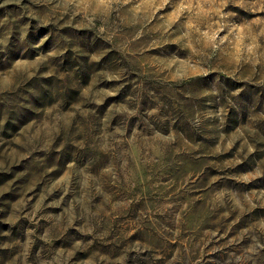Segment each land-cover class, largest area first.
Returning <instances> with one entry per match:
<instances>
[{
	"label": "rangeland",
	"instance_id": "374dc122",
	"mask_svg": "<svg viewBox=\"0 0 264 264\" xmlns=\"http://www.w3.org/2000/svg\"><path fill=\"white\" fill-rule=\"evenodd\" d=\"M57 2L0 0V41H6L0 43V73L62 46L55 25L43 22ZM182 2L96 4L95 11L87 9L92 25L83 22L84 13L65 23V14L59 32L72 38L78 53L69 48L67 58L53 56L40 67L27 82L37 95L0 93V264H223L232 253L241 257L234 264H253L246 256L256 257L247 250L264 244V24L258 22L264 11L227 0L224 11L235 12L231 19L251 35L241 33L232 70L218 74L225 91L209 79L217 73L195 66L174 82L162 79L164 65L173 75L188 71L173 60L191 63L190 49L175 39L191 14ZM57 72L71 74L73 83L66 104L54 110L63 121L71 123V109L85 89L103 97L102 104L85 105L102 122L103 147L81 150V160L92 166L79 177L68 170L75 145L59 148L64 155L57 159L63 135L39 111L55 103ZM214 87L221 88L219 97L209 95ZM129 101L141 115L159 108L160 119L145 125L139 116L115 111ZM185 111L200 114L196 129ZM88 130L98 135L94 121ZM113 133L124 138L115 148L124 153L115 169L106 167ZM29 138L50 142L49 150L29 154ZM113 175L119 183L111 182Z\"/></svg>",
	"mask_w": 264,
	"mask_h": 264
},
{
	"label": "clouds",
	"instance_id": "9594fccd",
	"mask_svg": "<svg viewBox=\"0 0 264 264\" xmlns=\"http://www.w3.org/2000/svg\"><path fill=\"white\" fill-rule=\"evenodd\" d=\"M16 3H20V0H15ZM34 3H39L40 0H33ZM51 3V0H49ZM116 4L118 0H58L57 3L52 5V11L50 18L44 20L43 22H51L56 27V32L54 35L58 38L57 42H63L62 46L55 52H50L47 55L41 54L36 57L34 60H17L13 65V68L0 73V93L7 92L9 95H12L16 98L23 97L28 99L30 96L37 95L36 89L33 85H28V81L35 75L40 72V67L46 64L52 63L53 56L63 57V53L69 48H72L75 53H78L79 49L75 46L72 38L64 36L59 32L61 27H64V24L60 23V20L65 14L69 15V23L76 15L84 13L83 22L92 25L93 17L87 14V9L89 7L93 8L95 11L96 4ZM233 3H239L242 8H255L258 10L264 11V0H233ZM227 6V0L223 2H215V0H183L180 7L181 9H188L191 13L187 17V22L182 23L179 28L176 30V41L181 43V48L190 49V54L188 61H176L173 60L172 64L179 63L181 66L185 67L188 71L186 73L176 72L175 75L172 74L171 65H164L160 71L164 73L162 79L166 81H175L177 75H186L190 74V70L193 66L196 67V70L200 72H214L217 73L216 76L210 77L209 79L213 84L220 83L221 87L227 91V87L223 85L220 81L219 73L228 72L232 70V55L233 50L236 48L238 43L243 42V37L241 33L247 32L251 35V30L248 27H241L238 25L232 17L236 16L235 12L224 11V8ZM71 9V11H70ZM26 14V13H25ZM51 17H54L52 19ZM261 24H264V19L258 21ZM103 31V28L100 29ZM168 29L165 27L164 32H167ZM224 33V35H221ZM261 33H264V29H261ZM53 34V33H50ZM0 43L6 44V41H0ZM31 47L38 48L39 45H31ZM3 49H0L2 51ZM250 51V49H248ZM264 53V48L261 49ZM67 58V57H63ZM28 69L23 75L19 74V70ZM169 69V71H166ZM57 76L58 87L57 90L52 93L55 103L51 107H46L44 109H39V111L45 112L46 115L51 116L54 123L52 124V130L57 135H63L61 144L58 146V156H63V153L59 152V148L63 147L65 144H74L75 150L71 153V162L68 164L69 173L73 176L79 177L84 171L89 169L92 164L91 162L85 163L81 160V150L87 151L89 148H100L101 145L98 144L99 136L104 134V128L102 122L96 118L94 111L86 107L88 104H102L103 97L98 93L92 91L91 89H85L81 97L78 98L77 102L71 109L72 121L69 124L68 121H63L62 117L58 118L54 115V110L58 107L66 104L65 92L67 89L73 87L71 81V74L69 73H54ZM109 79H118L119 76H109ZM41 87H46L41 83ZM221 88H215L209 95H215L219 97ZM3 99L7 100L8 97L4 96ZM11 103V101H9ZM229 98V103H231ZM131 108V110H130ZM116 112L126 113L127 117L139 116L141 121L148 125L150 121L160 119L159 108L148 111L146 114L141 115L138 107L132 104L131 101L128 102V106L123 105L115 107ZM200 114L198 112H188L185 111L184 116L188 122V125L193 129H196L200 120L197 118ZM89 121H94L98 130L97 136H92L88 130ZM2 123V121H0ZM68 125V127H66ZM31 127V125H29ZM153 135H159L155 128L150 129ZM79 137V139H77ZM124 138L116 137V134H112L111 145L109 148V153L111 158L106 161V167L115 169L117 167V161L123 158L124 153L117 155L115 148L119 147L123 143ZM27 144L31 145L29 148V154L31 151H40L42 148L46 152L49 150V144L40 145L33 142L32 138H29L26 141ZM67 162V160H65ZM126 163V162H125ZM83 164L81 168L80 165ZM124 165L121 164L120 167ZM104 173L101 172L97 179H100ZM112 183H119V176L113 175L111 179ZM7 189H5L6 191ZM51 191V189H49ZM43 199V197H41ZM214 203V196L210 195L209 204ZM187 207V205H185ZM214 235V233L212 234ZM46 243L48 241V235L45 233L44 237ZM171 237L165 236V239H170ZM205 246L207 241L204 242ZM80 242L76 241L74 247H79ZM264 248V244H259L254 246L251 249H248L247 252L253 253L256 259H253L252 255H247V259H252L253 264H257V261H261L264 264V256L260 255V249ZM71 256V253H69ZM103 259V258H100ZM122 261L127 259V256L124 255L120 258ZM135 258H133L134 260ZM173 260L179 259L178 256H173ZM240 256H236L234 253L230 254L228 259L223 262V264H234L235 261H239ZM40 264H44L43 261H40ZM99 264V260L97 261Z\"/></svg>",
	"mask_w": 264,
	"mask_h": 264
}]
</instances>
